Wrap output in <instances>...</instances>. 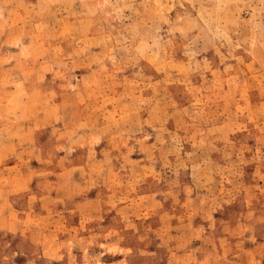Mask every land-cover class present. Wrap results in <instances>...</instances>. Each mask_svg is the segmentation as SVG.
Returning <instances> with one entry per match:
<instances>
[{"label":"rangeland","instance_id":"374dc122","mask_svg":"<svg viewBox=\"0 0 264 264\" xmlns=\"http://www.w3.org/2000/svg\"><path fill=\"white\" fill-rule=\"evenodd\" d=\"M0 264H264V0H0Z\"/></svg>","mask_w":264,"mask_h":264}]
</instances>
